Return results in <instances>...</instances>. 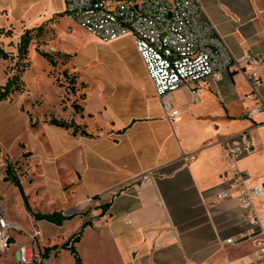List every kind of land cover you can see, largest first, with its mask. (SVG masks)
Wrapping results in <instances>:
<instances>
[{
    "label": "crops",
    "instance_id": "0c3cea01",
    "mask_svg": "<svg viewBox=\"0 0 264 264\" xmlns=\"http://www.w3.org/2000/svg\"><path fill=\"white\" fill-rule=\"evenodd\" d=\"M44 1L0 0V24L34 28L27 25L32 19L29 10ZM199 2L234 56L264 49V0ZM142 63L147 92L140 110L120 112L108 126L100 124L104 130L96 136L75 140V147L84 151L87 168L80 171L77 165L80 177L74 182V205L62 210L75 216L62 225L36 220L19 189L7 185L4 175L0 214L26 231L39 228L44 234L51 225L65 227L59 234L68 238L91 221L77 243L79 252L80 243L89 239L115 264H254L257 244L250 233L257 228L248 222L236 194L217 199L216 193L228 187L235 170L245 171L246 184L263 189L256 207L264 214V110L250 114L252 108L264 105V78L254 89L243 71L209 76L200 85L197 103L191 96L194 84H185L172 94L180 113L170 119ZM103 111L100 108L92 118ZM246 135L253 145L243 148L232 168L222 140L243 147ZM182 151L195 152L197 157L189 163L181 161ZM78 185L85 190L79 191ZM16 189L24 203V219L10 207V194ZM95 195L111 197L105 213L95 209L90 219L82 209L67 211ZM26 238L18 232L11 249L0 253V264H21L18 248Z\"/></svg>",
    "mask_w": 264,
    "mask_h": 264
},
{
    "label": "rangeland",
    "instance_id": "374dc122",
    "mask_svg": "<svg viewBox=\"0 0 264 264\" xmlns=\"http://www.w3.org/2000/svg\"><path fill=\"white\" fill-rule=\"evenodd\" d=\"M29 16L32 19L27 25L33 24L34 28L30 27L33 40L25 60L27 68L22 73L23 91L0 101V177L11 162L32 208L52 212L74 205V182L77 175L80 177L78 169L86 171L87 160L84 151L75 147L76 138L85 135L53 125L50 119H74L96 136L104 130L100 124L108 126L120 112L140 110L147 90L143 63L131 35L111 42L101 41L69 17L64 0H46L32 6ZM41 18L44 20L37 23ZM3 24L0 28L13 32L0 35V47L12 57L0 58V87L16 72L17 44L27 29L20 23ZM37 48L53 53L57 65L50 64ZM70 76L76 77L75 90ZM75 102L84 106L83 112L76 111ZM100 108L104 111L92 118ZM78 187L79 191L85 190V186ZM16 192L17 189L10 194V207L22 217L24 203ZM109 199L110 196H92L67 211L82 209L84 216L91 219L94 210H104L103 205ZM64 228L51 225L44 234L39 228L31 231L23 228L14 231L12 240L20 232L27 237L24 243L33 242L47 258L53 254L52 264H68L73 255L62 247L68 239L59 234ZM36 231L39 233L32 236ZM80 254L84 264L114 263L105 251L92 247L89 239L80 243Z\"/></svg>",
    "mask_w": 264,
    "mask_h": 264
},
{
    "label": "built area",
    "instance_id": "2783aa9c",
    "mask_svg": "<svg viewBox=\"0 0 264 264\" xmlns=\"http://www.w3.org/2000/svg\"><path fill=\"white\" fill-rule=\"evenodd\" d=\"M65 11L75 23L103 42L124 35L133 37L156 95L170 119L180 113L172 94L185 84H194L191 96L197 103L201 100L200 85L209 76L228 70L243 71L254 89L264 78V49L247 52L240 58L234 56L199 0H65ZM262 110L264 105L252 108L250 114ZM252 145L249 135L245 136L243 147L223 139L230 167L236 166L243 148ZM196 157L195 152L182 151L179 159L189 163ZM246 179L245 171L235 170L228 187L219 190L216 198L226 199L236 194L248 222L257 228L250 233L257 244L254 264H264V214L256 207L263 189L260 185H247ZM20 229L6 214H0V253L11 249L14 231ZM53 256L42 255L33 242L18 248L21 264H52Z\"/></svg>",
    "mask_w": 264,
    "mask_h": 264
},
{
    "label": "trees",
    "instance_id": "16d2710c",
    "mask_svg": "<svg viewBox=\"0 0 264 264\" xmlns=\"http://www.w3.org/2000/svg\"><path fill=\"white\" fill-rule=\"evenodd\" d=\"M12 32L13 31L11 29L0 28V35L2 34L12 35ZM32 40H33V29L27 28L24 31V33L21 35V39L17 44L16 72L8 78L7 82L3 86L0 87V101H4L8 99L16 91H20V92L23 91L24 81L22 79V73L27 68V63H25V60L29 56V47ZM37 50L49 60L50 64H52L53 66L57 65V60L55 59L53 53L39 48H37ZM11 57H12L11 53L6 51L4 48L0 47V58L8 59ZM65 74H68L67 71H65ZM69 80L72 82V90H75L76 77L70 76ZM73 106L77 112L84 111V106L77 102L73 103ZM50 123L59 127L71 128L73 129V133L79 132L80 134L88 137L94 136L93 133L87 131L85 125L76 122L74 119L65 120V119H58L56 117H52L50 119ZM31 124L34 125L35 123L32 122ZM4 180L14 184L19 189L27 209L36 220H46L48 222L57 225H62L67 219H70L73 216H75V214L66 215L62 210H55L52 212L34 211L30 203L29 196L24 189L20 175L18 174L17 169L11 162H8V164L6 165ZM95 197H99V195H95ZM103 206H104L103 213H105L108 204H104ZM90 224H92L91 221L85 222L76 233L71 235L68 238V240L63 243L62 247L70 250L74 258V261L68 264H84L83 258L77 248V243L82 240L85 228L87 225Z\"/></svg>",
    "mask_w": 264,
    "mask_h": 264
}]
</instances>
